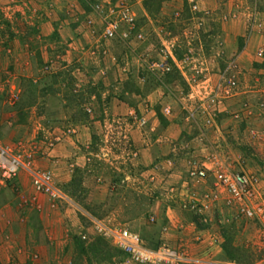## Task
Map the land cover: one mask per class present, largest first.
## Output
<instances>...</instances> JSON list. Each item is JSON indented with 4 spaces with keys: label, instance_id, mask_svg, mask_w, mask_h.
Masks as SVG:
<instances>
[{
    "label": "rangeland",
    "instance_id": "1",
    "mask_svg": "<svg viewBox=\"0 0 264 264\" xmlns=\"http://www.w3.org/2000/svg\"><path fill=\"white\" fill-rule=\"evenodd\" d=\"M263 2L0 0V143L21 161L49 171L55 180L49 168L52 156L58 152L67 159V151L82 146L90 129L97 133L96 153L89 155L96 166L105 168L111 163L99 157L107 153L106 128L121 132L117 150L122 151L131 131L161 130L170 123L172 145L198 137L210 147L189 157H203L200 167L219 161L249 174L257 189L264 188V137L250 133L247 123L239 121L248 109L247 104L246 109L240 107L243 99L231 100L236 103L231 109L222 105L238 88L243 50L250 51L249 64L264 66V41L258 33ZM121 8H129L134 16L131 26L122 25L127 36L103 37L101 26L118 19ZM150 59L166 60L171 71L152 73L146 67ZM205 67L207 74L201 71ZM185 68L189 77L182 72ZM232 75L236 84L226 93L219 83ZM263 102L264 95L251 99L249 115L260 113ZM216 116L238 119L235 131L224 136V143L233 146H219L222 156L213 152L220 143L215 141L214 125L203 120ZM133 153L125 161L127 156L135 158ZM161 166L154 164L152 173L132 171L127 179L114 177L122 183L110 182L95 192L82 184L76 169L68 185L57 183L67 200L55 202L35 193L22 169L8 180L0 175V203L17 213L18 224L7 230L6 220L0 218V264H124L119 249L93 231L90 217L126 226L150 244L182 246L200 260L197 264H264L262 223L244 218L223 190L201 213L183 209L179 191L211 192V177L203 183L192 180L188 172L199 166L177 175ZM20 173L27 183H21ZM155 176L177 190L167 197L173 207L170 216L159 200L142 191L146 180L155 181ZM183 217L189 220L185 223ZM52 258L59 263H52Z\"/></svg>",
    "mask_w": 264,
    "mask_h": 264
},
{
    "label": "crops",
    "instance_id": "2",
    "mask_svg": "<svg viewBox=\"0 0 264 264\" xmlns=\"http://www.w3.org/2000/svg\"><path fill=\"white\" fill-rule=\"evenodd\" d=\"M262 20L263 24L261 25V31L258 30L259 36L261 37L262 41H264V2L262 3ZM241 56V57H240ZM239 56L240 64L237 68L238 73H240L239 80H238V88L236 91L232 92L233 96L222 105L225 107H229L230 109L233 107H236V103L230 104L231 100L235 99H243L242 105L240 107H244L247 104L246 111H244L243 116L239 121H243L247 123V130L250 133H254L256 135H261L264 137V102H263V109H260V113L257 112L256 115H249L251 112V99L256 97L257 95H264V66L259 67H253L249 62L252 60L250 51L248 49L243 50L241 55ZM205 70H201L202 73H209V70H206L208 68H204ZM182 72L186 74V76L189 77L190 70L188 68L183 69ZM212 74V73H211ZM187 77V78H188ZM245 100V101H244ZM249 102V104H248ZM232 105V106H230ZM247 117L249 119H247ZM104 121H108V118H102ZM117 120L115 118L112 119V121ZM204 122H207V125H214L215 131V141L219 143V145L214 146L216 147V150L213 152H218L222 156V153L219 151L221 148L219 146H223V150L225 149V146L230 145L229 143H224V139L227 133L235 131L236 127V121L232 119V117L227 118H220L218 116L208 118L205 117ZM172 121V120H171ZM109 122V121H108ZM108 123H106L107 125ZM168 125V124H167ZM170 126H172L170 123L168 126L163 127L161 130L157 129H143V130H133L131 131V134L129 138H127L128 147L122 148V151H118V147L121 144V132L116 129H109L106 128V130L103 132V146L107 150V153H104V155L100 156V154L97 152V155L100 156L99 158L104 159V161H108L111 163V166L109 167H103L101 166V163L96 166L94 158H92L89 154L93 155L96 153L95 150V134L97 132H92V129L88 132L87 139L83 142L82 146L80 144H77L72 148L71 151H67L66 157L67 159H63L62 155H59L58 152L54 154L51 158V164L50 169L54 174L55 180L54 182L61 185H68V182L71 180V177L76 170V172H80L82 176V184L85 187L93 188L96 191L97 188H100V191L105 190V188L109 185L110 182L118 184L119 182L122 183V179H127L130 176V173L134 171L136 173L137 170L144 171L147 173H152L154 164H161L163 168H166L168 170H172L170 174H180L181 172H184L186 168L191 166H199V162H203L204 159L201 156H197L196 160L190 159L189 157L191 155H198L202 149H204L205 146L201 143H199L196 138H193L194 141H196L198 144L197 147H195V142L191 141L190 143L181 144L182 146H179L177 142L173 143V139H175L173 134L170 133ZM248 132V133H249ZM131 141V142H129ZM73 142V141H72ZM233 145H230V148ZM203 147V148H201ZM208 147V146H207ZM213 147V146H212ZM210 148V147H208ZM133 154H136L135 158H129V162L125 161V156L133 152ZM56 155V157H55ZM124 158V160L121 158ZM91 158V159H90ZM215 158V157H214ZM213 160V159H212ZM211 160V162H212ZM158 166V165H157ZM165 170V169H164ZM121 171V172H119ZM26 174L27 181L30 185L28 175L25 171H23ZM168 172V171H167ZM121 176V181L118 178ZM21 183L25 184L27 183L25 175L23 173H20L18 176ZM102 178L103 181L101 183H97L98 179ZM101 179V180H102ZM117 179V180H116ZM155 181H151V179L146 180L144 187L142 189L143 193H145L147 198H152L154 200H159L162 204V210L165 212V214L169 215L173 211V207L171 203L169 202L171 196H175L177 190L176 188H169V186L166 185V183L160 182L159 178H156V176L153 178ZM97 181V182H96ZM264 181V180H263ZM160 182V183H159ZM264 183V182H263ZM102 184V185H99ZM120 184V183H119ZM135 184V183H134ZM136 185H139L136 183ZM105 186V188L103 187ZM120 186V185H119ZM31 187V185H30ZM153 187L158 188V191L154 190ZM32 188V187H31ZM169 190V191H168ZM172 191L173 192L171 194ZM90 191V192H91ZM162 194V197L156 196L157 194ZM184 192V189L180 190L178 193V197L180 198L181 194ZM259 195L264 199V188H258ZM154 196H156L154 198ZM14 211L10 210V206L8 203H0V218L4 217V220H6V228L7 230L14 229L13 227H16L15 225H18L14 220L15 217H17ZM185 219V223L189 220L188 217H183ZM10 220V221H9ZM177 223L183 224L180 222V220H176ZM182 221V220H181ZM176 227V224L175 226ZM169 230H173L169 227ZM181 233V231H179ZM157 238V236L154 237V239ZM53 241L50 242L51 251L54 247ZM58 250H56L57 252ZM58 253V252H57ZM54 258V257H53ZM50 259L52 263H59V261H56L54 259ZM42 260V259H41ZM47 261V260H46Z\"/></svg>",
    "mask_w": 264,
    "mask_h": 264
},
{
    "label": "built area",
    "instance_id": "3",
    "mask_svg": "<svg viewBox=\"0 0 264 264\" xmlns=\"http://www.w3.org/2000/svg\"><path fill=\"white\" fill-rule=\"evenodd\" d=\"M117 17L118 19H109L101 26L103 37L112 39L121 35L127 36V31L122 32V25L131 26L133 24L132 12L129 8H121L117 11ZM146 67L158 75H165L171 71V65L161 59L148 60ZM235 84L236 80L232 75L226 79L225 84L219 83V86L229 93ZM141 123H144L143 119ZM20 169L27 173L35 193L42 194L52 202L67 200V196L54 182L49 171L38 168L30 162L21 161L18 156L8 150L7 146L0 143L2 179L13 178ZM188 175L192 180L202 183L210 176L214 189L211 192L200 194L185 188L180 196L183 209L193 214L201 213L210 206L211 202L215 201L219 191L223 190L237 204L244 218L264 225V199L258 193L256 181L249 174L232 170L216 161L211 167L205 166L190 170ZM89 220L95 233L119 249L124 258V264H197L200 262L182 246H173L163 241L156 246H149L138 232L126 226L111 225L93 217ZM81 237L84 239L85 234Z\"/></svg>",
    "mask_w": 264,
    "mask_h": 264
},
{
    "label": "trees",
    "instance_id": "4",
    "mask_svg": "<svg viewBox=\"0 0 264 264\" xmlns=\"http://www.w3.org/2000/svg\"><path fill=\"white\" fill-rule=\"evenodd\" d=\"M146 241V240H145ZM160 242V241H159ZM158 241L157 242H155V243H153V244H150V243H148V242H146L149 246H156L158 243H159Z\"/></svg>",
    "mask_w": 264,
    "mask_h": 264
}]
</instances>
